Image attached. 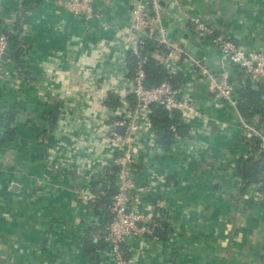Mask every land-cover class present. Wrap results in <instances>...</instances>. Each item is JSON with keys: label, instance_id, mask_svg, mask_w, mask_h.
Instances as JSON below:
<instances>
[{"label": "crops", "instance_id": "obj_1", "mask_svg": "<svg viewBox=\"0 0 264 264\" xmlns=\"http://www.w3.org/2000/svg\"><path fill=\"white\" fill-rule=\"evenodd\" d=\"M67 1L0 0V29L13 36L0 81V141L9 134L0 147V264H112L102 248L96 262L86 239L106 223L105 211L94 209L104 192L92 184L113 181L108 127L134 100L132 0H96L104 16L91 22L70 13ZM160 7L171 42L186 54L177 71L162 60L163 48L151 56L190 89L198 110L170 113L190 131L165 149L150 113L141 118L138 181L150 187L143 206L161 232L129 242L132 264H264V184L246 185L238 174L243 159L263 164L244 124L264 134V83L225 65L193 21L264 51V0H160ZM195 59L218 78L228 68L236 107L209 90ZM250 90L259 102L242 112Z\"/></svg>", "mask_w": 264, "mask_h": 264}, {"label": "built area", "instance_id": "obj_2", "mask_svg": "<svg viewBox=\"0 0 264 264\" xmlns=\"http://www.w3.org/2000/svg\"><path fill=\"white\" fill-rule=\"evenodd\" d=\"M95 3L96 0H69L64 4L70 13L87 22L101 21L104 13L96 8ZM160 8V0H142L136 4L131 14L129 54L136 58L137 67L132 77V87L127 94L133 96L134 100L133 103L124 102L121 112L118 113L119 119L113 120L108 127V137L115 152L112 165L116 169L117 192L112 198L113 216L105 231L104 254L112 264H132L134 249L128 245L129 242L153 237L158 225V220L143 206L150 187L138 181L135 141L142 127V116L150 113L151 106L155 104L170 113L179 112L189 117L198 110L188 87H178L170 81H164L155 87L146 85L144 66L152 55L146 50L149 43H154L156 52L160 48L166 50L162 60L172 71H177L180 57L186 54L185 49L171 42L163 26ZM193 21L197 35L209 38L220 49L225 65L238 69L242 78L253 83L264 78V51L247 50L218 32L214 25L200 19ZM9 34L11 32L7 34L0 29V81L4 79L5 57L12 46ZM193 66L208 79L209 90L216 93L221 102L234 107L238 105L228 68H223L218 78L200 59H195ZM118 127L126 128L124 135L116 131ZM244 127L250 131V137H257L264 164V134L251 129L247 124Z\"/></svg>", "mask_w": 264, "mask_h": 264}, {"label": "trees", "instance_id": "obj_3", "mask_svg": "<svg viewBox=\"0 0 264 264\" xmlns=\"http://www.w3.org/2000/svg\"><path fill=\"white\" fill-rule=\"evenodd\" d=\"M4 32L7 34L10 33V31H5V30ZM9 35H10V39L13 40V36L11 34ZM146 50L153 53L156 50L154 43H149L146 47ZM162 53H164V51H162ZM18 55L19 54L17 52L14 54L15 57H17ZM128 60L132 66L131 76L133 77V74L135 73V69L137 67V60L136 58L132 57L130 54L128 55ZM144 70L146 73L147 87L158 86L164 81H170L175 86L178 87L180 86L179 80H173L174 78L173 75L164 66V64L160 63L157 60V58H153L152 56H150L147 59V63L144 66ZM258 102H259L258 93L255 90L247 91V93L244 94V99L241 102L240 109L242 112H244L245 107L247 106L249 107ZM119 104L120 103L118 102V105ZM246 111L249 110L246 109ZM177 114L175 113V115ZM255 114L256 112L251 113L250 111L251 117L254 116ZM170 115L171 114L169 111L156 104L152 105L150 108L151 128L153 129L154 133L156 134V137L158 138L157 140L158 144L164 149L169 148V146L173 143V139L175 138V135L177 134L185 135L188 134L190 131L188 126L180 125V121L178 117L173 118L170 117ZM115 119H119V117H116ZM8 135L2 138V140L0 141V147L9 141V139H7ZM112 171L114 172V175H112V180H113L112 182L106 183V181H101V182H93L92 184V187L97 188L96 191L97 194L99 193V191L104 192V194H101L99 199L97 200L94 209L97 211L98 216L100 215V210H104L106 213L105 225L100 229L94 230L93 234H90L86 239V244L88 245L89 248L88 252L91 254L92 258L96 262L101 261V258L97 252L100 251L101 248L105 250L104 249L105 231L108 225L110 224L113 216L111 211V205H112V198L117 192V185L115 178L116 169L112 167ZM238 174L242 177L243 182H245L246 185L256 184V183L264 184V164H261L260 161L254 162L251 159L241 160L238 167ZM95 237H97V241H94ZM95 250L98 251L95 252Z\"/></svg>", "mask_w": 264, "mask_h": 264}, {"label": "water", "instance_id": "obj_4", "mask_svg": "<svg viewBox=\"0 0 264 264\" xmlns=\"http://www.w3.org/2000/svg\"><path fill=\"white\" fill-rule=\"evenodd\" d=\"M140 1H142V0H132L131 5L129 7V10L131 13L134 11L136 4L139 3ZM129 17L131 18V15ZM191 48H193L192 45H189L187 49L189 50ZM7 59H8V55H6V57H5V60H7ZM260 83H262V84L264 83V78H262L260 80ZM116 131L119 134L124 135L126 132V128L125 127H118L116 129ZM160 232H161V229L159 227H156L154 230V235H160Z\"/></svg>", "mask_w": 264, "mask_h": 264}]
</instances>
